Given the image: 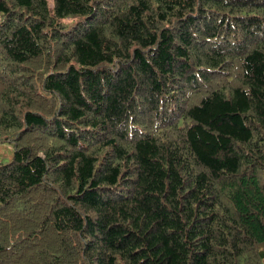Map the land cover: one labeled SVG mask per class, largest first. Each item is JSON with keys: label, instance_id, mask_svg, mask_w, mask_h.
<instances>
[{"label": "trees", "instance_id": "1", "mask_svg": "<svg viewBox=\"0 0 264 264\" xmlns=\"http://www.w3.org/2000/svg\"><path fill=\"white\" fill-rule=\"evenodd\" d=\"M0 264H264V0H0Z\"/></svg>", "mask_w": 264, "mask_h": 264}, {"label": "rangeland", "instance_id": "2", "mask_svg": "<svg viewBox=\"0 0 264 264\" xmlns=\"http://www.w3.org/2000/svg\"><path fill=\"white\" fill-rule=\"evenodd\" d=\"M14 153L13 146L9 143L0 144V161L9 163Z\"/></svg>", "mask_w": 264, "mask_h": 264}]
</instances>
